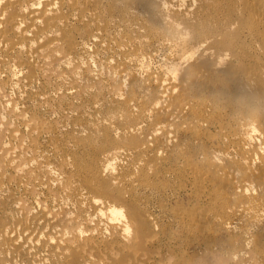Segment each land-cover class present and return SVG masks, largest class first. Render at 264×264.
<instances>
[{"label": "bare ground", "instance_id": "6f19581e", "mask_svg": "<svg viewBox=\"0 0 264 264\" xmlns=\"http://www.w3.org/2000/svg\"><path fill=\"white\" fill-rule=\"evenodd\" d=\"M164 7L165 8L167 7V9H165ZM71 13H75V16L77 18V22H79L81 24L86 23V24H84L83 28L86 27L87 24L91 27L93 26L92 28L87 26L88 29L85 28L84 30L77 29V31L76 30H72V31H75L78 33L81 32L82 37L84 36V38H86V42H88L87 44L90 43L89 46L91 45L95 52H103L104 53V52L109 51V53L115 52V53L119 54V56H120V51L122 49L124 51V48H130V49L131 48H133V49L145 48V49H147L148 47H155L156 46L158 48V50L160 48L159 51H161V52L164 51V50H162V48L163 49L166 48L167 50H168V48H169V50H170V48L171 49L173 48V50L174 49L176 50L177 54L175 56L176 59L174 60V62H172V64L169 62L170 65L168 66V68H167V66H165L166 68H164V69H167L166 73H164L162 75H157L156 72L154 74V73H152V71L150 73V72H148L149 70H146V71H143V72H148L146 74L143 73V76H144V74L146 75V76H144L145 77L144 79H141L142 77L138 78L139 76H137V73L134 72L133 70L131 71L129 67H120L119 64L117 63L118 60L120 61V59H117L116 63L118 64V66H116L117 69L114 70L113 74L114 73L115 74L112 76V78L114 77V79H115V77L117 76L118 79L117 78L116 79L119 81V83L121 82L123 84V81H124L127 85H125V83H124L122 86L125 85L128 87V89L127 90L124 89V91L126 93L125 92H124V94L121 93L123 95H120L121 97H119L118 99H115L117 101H116V103L113 101L114 104L111 103V105H110L111 107L107 108L106 110L104 109L105 112H103L104 110L102 109L103 110L102 111L103 116L101 119L99 118L100 120H97L95 118L97 115L94 117L93 114L98 113L99 111H101V109H99L97 107H92L91 111H88L89 112V115H88L87 111H85L86 108H84V109L82 108V110H84V112H86L87 115H85L84 112H82V115H78L80 112L79 113L77 112V116H75V117L73 116V118H72V115H71V118H72L71 119L68 116V113H65V114H67V116L71 120L68 119L69 121L67 120L68 122L61 124V127H59L60 124L58 123L59 126L56 128L54 126L53 122H51V120H53L51 117H54L55 115L54 116L51 115V117H50L51 120L46 122L43 120H39L37 118L36 115H38V114H36V111L33 110L34 112H32V110H31V111H28L26 113L23 110V109H25V107H22L23 108L22 110L26 113V114L24 113L25 115H23V116L28 117V119H29L28 120V126H29L30 130L27 129L28 127L26 128V130H29V133L26 136L30 140L29 142L31 144V147H34V145H37L38 139H39V137H41V135L42 136L47 135L46 136L47 141L51 145L54 146V150H53V152H54L53 157L54 158L52 159V161L55 164L56 163L58 164L59 161L63 162L62 169L64 168V170H63L64 173L66 175H68V174L72 175V177L74 176L76 178V180H72L73 182H71V183H66V185L63 184L64 186L62 188H60V186H59L60 192L58 194L61 193V189L63 191H65V193L67 192V194H68V192H69V194L71 193L72 196H73L72 193L78 192L79 197H77L75 200L80 201L79 204H81L82 206H84V204H85L86 209L88 210L87 213L88 212L90 213V214L89 213L87 214V215H89L88 217H93V219H94V217H97L98 219L100 218L99 220L102 219V221H104V222L106 220V224L111 229L112 234L116 237L114 243L115 244L118 243L119 245L122 244L121 246L118 247V248H120L119 252H121V253L125 250H126V252H127V250L129 252V249H130V251H132V253H134L133 252L134 250H137L139 252V249L142 250V249H144V247L147 248L146 249V250H148L147 253L150 252L149 249H151V247L153 246L151 243V240L157 234L156 230H158L157 229L158 227L156 226L155 222L154 223L152 222L153 219L150 220L148 218L149 215L144 214V213H146V212H144L145 211L144 207L141 206L142 204L141 205L138 204L140 201H138V203H136V202L139 199V196L144 197L146 195L147 196L152 195V193H155V195L156 194L159 195V194H163V193L167 194V193H170V191H172V190H170V187H166V185H165L166 183L164 184V186H162V185H160V183L158 185V182H156L159 179L157 177L159 175L162 176V174H163V176L168 175L169 177H173V180L175 178V179H178L179 181L180 180L181 181L183 180L186 182L191 181L193 187L198 192L201 191L203 198L207 202L211 203L210 204L211 209L215 210L216 212L218 210H220L218 212H220L222 214L221 218H217L214 215H210L206 211L204 213L201 212V213L197 214L196 218L199 217L198 220L196 219L197 221L196 220L192 221V224L194 226H198L199 228L203 229L204 225L209 223V225H211V227L212 226H220L222 228L221 230L224 231V230L233 229V227L237 229V227H235V226H238V223H240L242 220L244 222L247 220L250 224H253L254 222H255L254 224H257L258 222L263 221L264 220V0H0V65L5 63L8 59H12V58H13V60L15 59L17 62H15V63L13 62V63L15 64V66L17 68L24 67L25 70L27 69L28 72L26 71L27 72L26 79L29 82L32 81V77H33L32 74H33V70H34L35 65L33 64L32 60H34V59H36V61H37V59L39 60L40 58H41V60L44 58H46V59L50 58V59H52V61H56V62L59 60H62L61 62L59 61L60 64L57 65L58 66L57 69L58 68L70 69L71 66H69V65H71V62H70V58H68V56L70 55V57H71V55L72 56H74V55H73V52L71 54V50H72L71 45L66 43V39H67L66 36L67 35L65 34L64 29H65L67 22H68V16ZM112 20L113 21L115 20V23H114L115 26L114 25L113 26L117 27V30H119L118 35H119V32H121V31L123 32V36L121 35L122 36L121 39L119 38L120 35L118 37L114 36L115 38H119V39H117L119 41L116 44L117 46L115 48H113V46L111 45V43L115 44L114 41H113L114 43L111 42V40H112L110 37L111 35L109 36V34L105 31L109 26H112L113 22L111 25H108V24H110V22ZM165 28L166 29L168 28L170 31H168V29L166 31ZM112 29L113 28H111V30ZM159 29H161V30L165 29V32L164 31L162 32ZM57 31H60L62 33L56 34ZM141 31H144V34L146 32V34L149 36V38H153V39L157 38V39H155L156 41L155 40L152 41V39L151 40L149 39L151 42H156V45H155V43H154V45H155L154 46L149 41L147 42L148 37L146 38L147 40L145 39L146 41H143L144 39L143 40H140V39L138 40V38L135 39L134 37H136V36L137 37L143 36L142 35L143 32H141ZM160 32H162L164 35L161 34ZM129 33H131L130 34L131 36L134 35L133 33H136V36L134 35V37L132 38L129 35ZM110 34H111V31H110ZM79 36H81V35L79 34ZM79 38H81V37H79ZM70 41H72V40H70ZM86 42L84 41V43H86ZM63 43L64 44L66 43L65 46L68 47L67 53L69 55L63 56L62 58H61L62 55L61 56L59 55L60 58L58 59L56 52H57L58 48L60 47V45ZM87 44H84V46L80 45L81 47H79L83 50L82 51L80 49V52L82 51L83 53H85V58H88L89 56H91L90 53L88 52V50H91V49H88L89 46H87ZM152 49H154V48H152ZM62 50H64V49H62ZM173 50H171V52ZM146 51L149 52V49ZM152 52H154V51H152ZM152 52H151V54H152ZM138 53H140V51H138ZM144 53H145V50H144ZM104 54H101V56ZM108 54H106V56ZM111 54H113V53H111ZM75 55H78V54H75ZM146 55L147 54H142L141 56L146 57ZM116 56L117 55H115V57ZM130 56H131V54H130ZM141 56H139V57H141ZM95 57H97V56H95ZM107 57L109 58V56H107ZM132 57H134V56H132ZM139 57L137 56V58H139ZM72 58L74 59V57H72ZM81 58H83V56H81ZM89 58H92V57H89ZM108 58L105 61L108 64V67L110 65L112 67L113 64H111V63L114 62L113 61L114 58H113V60L111 59V61H113V62H111ZM50 59H49V61H51ZM78 59H79V57H78ZM100 59H101V57H100ZM126 59L127 58H124L122 60V63L126 64V62L129 60L128 59L126 61ZM166 59L169 60L168 57ZM47 60L46 61L43 60V61H45L47 63ZM167 60H165V62ZM40 61H38V63ZM75 61H76V58H75ZM78 61H76L75 63L73 61V63L76 64L78 62L80 64L81 63L80 61H82V60H78ZM94 61L95 60H93V62ZM130 61L133 62L132 60H130ZM138 61L139 60L137 59L136 62L138 63ZM82 62H84V61H82ZM9 63L10 62H8V64ZM11 63H12V61H11ZM13 63H12V66L14 65ZM42 63H44V62H42ZM42 63L40 62L39 65ZM101 63H102V61H101ZM81 64L83 65V63H81ZM162 64H163V62H162ZM129 65L131 66L132 64H129ZM129 65L126 64L125 66H129ZM36 66H38V65H36ZM142 66H143V64H142ZM47 67H49V66H47ZM106 67H107V65H106ZM132 67H133V65H132ZM136 67H137V65H136ZM9 68L10 67H8V70H10ZM50 68H52V66H50ZM100 68H103V66L102 67L100 66ZM13 69L15 70V68H13ZM57 69H55V70H57ZM60 69H58L57 72L60 71ZM79 69H80V67H79ZM92 69H93V67H92ZM138 69L139 68L137 67V69H135V71H137ZM2 70H4V68ZM49 70H51V69H49ZM99 70L101 71L102 69H99ZM109 70L110 69H108V72H109ZM162 70H163V68H162ZM81 71H82V67H81V70L76 71L77 73H75V74H73V72H75V71H73L72 75L69 76V78H67L65 76L66 77L65 80L70 81V83H72L74 85V88H75V86H77V84H79L77 82H80V81H77V79H76L77 76H78L79 80H80V77H83V76L77 75L78 72H81ZM100 71H99L100 75L98 74L97 70H96V72H97L96 74L91 73V72L90 73L93 76L94 75L96 76L98 74L101 77L104 74H103V70H102V73ZM106 71H107V69H106ZM159 71L161 72V70H159ZM1 72H0V74H1ZM39 72H40V70H39ZM82 72H85V71H82ZM108 72H106V76L109 75ZM13 73H16V72H12V75H13ZM107 73H108V75H107ZM44 74L46 75V71ZM80 74H82V73H80ZM19 75H21V74H19ZM45 75H43L42 77H45ZM67 75H69V74H67ZM93 76H92V78L94 79ZM1 77H3V76L1 75L0 78ZM15 77H17V76L15 75ZM62 77H60V78H62ZM90 77H91V75H90ZM3 78H5V76ZM6 78H7V76H6ZM18 78H19V76H18ZM36 78H37V75H36ZM85 78H84V80H85ZM101 78H103V77H101ZM13 79H15V78H13ZM57 79H59V77L54 79V80L56 81ZM10 80H12V79H10ZM15 80H17V78ZM96 80H97V78H96ZM18 81H21V80H18ZM57 81H60V79ZM49 82H51V80ZM65 82H64V84H67ZM92 82H93V80H92ZM112 82H114V81H112ZM7 83H8V81H7ZM42 83H43V81H42ZM51 83L53 84V82H51ZM51 83H48V84H51ZM108 83H110V82H108ZM115 83L117 84V81ZM15 84H16V81H15ZM52 84H51V86H54ZM81 84H83V82ZM85 84H86V82H85ZM116 84H114V85H116ZM12 85H13V82H12ZM21 85H22V83H21ZM103 85H104V83H103ZM22 86H24V85H22ZM105 86H106V84H105ZM111 86H112V84H111ZM125 86H124V88H127ZM0 87H1V85H0ZM2 87L4 88V86H2ZM17 87H18V84H17ZM14 88H16V87H13V89ZM52 88H54V87H52ZM66 88H67V90H69L68 89L69 87L66 86ZM105 88H107V87H105ZM0 89H2V88H0ZM86 89H87V87H86ZM94 89H95V87H94ZM94 89H93V92L96 91ZM49 90H50V88H49ZM58 90H59V88H58ZM62 90H63V87H62ZM106 90H109V89L108 88L105 89L104 92H107ZM25 91H26V89H25ZM38 91L39 90H36L35 92H38ZM72 91H74V90L72 89L70 93H72ZM77 91H78V89H77ZM86 91H88V90H86ZM89 91H88V94L90 93ZM100 91H103V90H100ZM112 91H114V90H112ZM120 91H119V93H120ZM1 92L2 91H0V94H1ZM13 92H14V90H13ZM15 92H16V90H15ZM42 92L44 93V91H42ZM58 92H57V95L59 94ZM67 92L65 93L66 96H67ZM93 92H91V93H93ZM12 94H14V93H12ZM46 94H48V92ZM52 94H53V91H52ZM14 95H13V99L15 98V100H16V97H14ZM55 95H56V93H55ZM85 95H87V94H85ZM102 95H104V94H102ZM60 96L61 95H59V97ZM82 96H80V97H82ZM87 96H85L86 99H87ZM98 96H100V94ZM8 97H9V95H8ZM24 97H26V96H24ZM76 97H78V96H76ZM107 97L109 99V96H107ZM21 98H22V96H21ZM39 98H40V96H39ZM67 98H68V96H67ZM103 98H106V95H105V97L103 96ZM103 98H102V100H103ZM115 98H116V96H115ZM10 99H12V98L10 97L9 100ZM42 99L44 100L43 97H42ZM75 99H77V98H75ZM15 100H14V103H15ZM56 100L58 101V99H56ZM10 101L7 103V106L11 105V104H9ZM82 101L83 100H81L80 102H82ZM60 102H62V100ZM100 102H98V104H102ZM1 103L2 102H0V106L2 105ZM16 103H17V101H16ZM42 103L43 102H41V104ZM72 103H74V102H72ZM109 103L110 102L108 101V104ZM31 104H33V103H31ZM64 104H66V102ZM69 104L71 105V103H69ZM98 104L96 106H98ZM16 105H18V104H16ZM78 105H80V104H78ZM3 106H6V105L3 104ZM7 106H6V108H7ZM14 106L12 108H14ZM39 106H41V105H39ZM32 107H34V106H32ZM58 107H60V106L58 105ZM64 107H65V105H64ZM105 107H107L106 104H105ZM7 109H6V111H7ZM62 109H63V107H62ZM88 109H90V108H88ZM45 110H47V109H45ZM1 112H5V110H3ZM18 112L19 111H16V113H18ZM90 112H93V114ZM8 113H10V112H8ZM50 113L48 115H50ZM11 114H14V113H11ZM46 114H47V112H46ZM55 114H56V112H55ZM56 115H58V114H56ZM4 116H5V114H4ZM9 118L11 119L10 116H9ZM54 118L56 119V117H54ZM57 118H59V117H57ZM0 119H3V121L6 123V120L4 118H2V115H1ZM18 119L19 118L17 117V120ZM17 120H16V122H17ZM56 121H58V120H56ZM1 122H2V120H1ZM105 122H108L109 124H107V123L105 124ZM11 123H13V121H11ZM0 125H2V124H0ZM23 125H25V124H23ZM13 127L14 126H12V129H13ZM0 128H3V127L0 126ZM8 128L9 127L7 126L6 130ZM216 130L223 132L222 136L221 135L218 136V140H217L221 145L224 146L223 147L224 149L222 151H216V148L213 149L212 147L209 146L210 145L209 144L210 139H213L212 133H214ZM6 132L8 133V130ZM9 132H10V130H9ZM10 135H11L10 137L12 138V140L16 141L17 136L14 133H11ZM0 136H1V134H0ZM254 137L260 139L262 141V144H259V146L255 145V142H252ZM18 138H19V136H18ZM43 138H44V136H43ZM6 139H8V138L6 137ZM26 141H28V140H26ZM25 142H22V144H24ZM8 143L9 142H7V144ZM38 144L40 145V143H38ZM43 144H45V142ZM4 146H5V149L8 148V146H7V148H6V145H4ZM2 147H1V149L3 150L4 147L3 148ZM14 149L16 151V148H14ZM19 149H20V147H19ZM42 149H43V147H42ZM46 149H48V147ZM51 149H52V147H51ZM32 150H31V152H32ZM39 152H41V151H39ZM46 152L48 153L49 150H47ZM44 153L41 154L42 157H43V155L45 156L46 153L45 154ZM12 155L14 157L15 153H13ZM5 156H6V154H5ZM23 156H24V154H23ZM32 156H33V153H32ZM47 156L48 155H46V158H47ZM51 156H50V158H51ZM34 157H35V155H34ZM26 161H27V159H26ZM31 161H33V160L31 159ZM49 161L50 160H48V162ZM114 161L115 162L118 161V165H116L117 167L116 166L113 167V165L115 164ZM1 162H2V160H1ZM15 163L16 164L14 165V161L12 159H9V158L5 159L2 162V167H3L2 169L4 170V168L5 169L6 168H8V169L12 168V169H16V171H17V170H19L20 163H18L17 161ZM29 163H31V162H29ZM112 163H114V164H112ZM59 164H61V163H59ZM24 165H23L24 169L28 168V166L25 167ZM50 165H51L50 168H52V167L54 168V166H56V165L52 166V164H50ZM31 167H29V168H31ZM115 167H116V169L114 171ZM50 168L48 169V167H43L39 171L42 172L45 176L52 178L53 176L50 177V175H52L54 173V171H51ZM27 170H30V169H27ZM21 172L22 171L20 169V174H21ZM37 172H38V170H37ZM25 173H26V171H25ZM22 174H24V173H22ZM58 174L61 175L60 173H58ZM28 175H32V172H30ZM53 175H55L54 177L56 178V173ZM59 175H57V177ZM9 176H11V175H9ZM39 176H40V174L38 175V177ZM17 177H18V173H17ZM43 177H42V179H44ZM59 177L61 178V176H59ZM66 177L67 176H64V178H66ZM60 178H57V180L61 181L62 179H60ZM75 178H73V179H75ZM7 179H8V177H7ZM25 180H26V178H25ZM162 180H163V178H162ZM55 181H51V182L55 183ZM63 181H65V180L63 179ZM168 181H169V179H168ZM213 181H217L221 185L219 184L220 186H218V187L212 186V185H210L209 187H206V186H208L207 185L208 183L211 184ZM15 182L17 183V181H15ZM24 182L25 181H23V183ZM163 182H166V181L163 180ZM50 184H51V186L53 185L52 183H50ZM21 185H22V182H21ZM43 186H44V184H43ZM43 186H42V188H43ZM53 186H55V185H53ZM21 188H23V187H21ZM54 188H56V187H54ZM7 189H6V191H8ZM26 189L28 190V188H26ZM43 189L45 190V188H43ZM51 189H53V188H51ZM252 189H255L258 193L255 197H250V196L248 197L247 196L248 193H246V192H248L249 190H252ZM37 190H38V188H37ZM39 190H40V188H39ZM1 191H3V190H1ZM173 191H174V189H173ZM53 192H55V191H53ZM6 193H8V192H6ZM253 193L255 194V192H253ZM47 194H48V192H47ZM18 195H19V193H18ZM42 195H43V193H42ZM38 196H39V194H38ZM64 196L65 195H63V197ZM74 196H75V194H74ZM28 197H26V198H28ZM7 198L8 199L10 198L9 195ZM60 198H61V196H60ZM42 199H43V196H42ZM57 199H59V198H57ZM16 200H17V198H16ZM71 200H69V201H71ZM36 201H38V200H36ZM60 201H63V200H60ZM60 201H59V203H60ZM0 202H2V201H0ZM7 202H5V203L7 204ZM40 202H42V201H40ZM51 202H53V201H51ZM36 203H35V206H36ZM69 203L70 202H68L67 204H69ZM11 204H14L13 200L9 201L8 206ZM32 204L33 203H31V205ZM73 204L75 205V203H73ZM73 204H72V206L75 208V206L77 204L75 206ZM56 205H58V204H56ZM56 205H55V207H56ZM65 205H64V209H65ZM16 206L19 207V205H16ZM35 206H32V209H34V208L38 209V206H39L38 203H37V207H35ZM44 206H45V204H44ZM46 206H45V208H46ZM68 206L70 207V205H68ZM68 206H66V209ZM2 207H3V204H2ZM6 207L7 206H5V208ZM39 207H41V206H39ZM16 208L14 210H16ZM17 209L19 210V208H17ZM75 210H76V208H75ZM81 210H82V208H81ZM58 211H60V210H58ZM200 211H202V210H200ZM45 212H46V210H45ZM52 213H53V210H52ZM56 213H57V211H56ZM64 213H65V211H64ZM67 213H69V212L66 211V214ZM82 213H84V212H82ZM9 214H10V212H9ZM30 214H32V213H30ZM70 214H71L72 218H74L72 215V212ZM6 216H8V214L5 215V218H6ZM67 216L69 217L70 215H66L65 218H67L68 220H71V217H69L70 218L69 219ZM26 217H29V216H26ZM31 217L34 218L35 216L34 217L31 216ZM36 217H37V215H36ZM56 217H57V214H56ZM60 217L61 216H59V218ZM50 218H51V216H50ZM43 219H45V218H43ZM67 219H65V220H67ZM208 219H209V221H208ZM4 220H5L4 217L0 218V242L2 241L3 245H5L8 248L14 249V247L17 246V245L15 246V244H16V237L18 236V233L28 232V229H29L27 226L28 223H26V221L24 219H21V220L18 219L16 221L7 222V223L5 222V221H7V219L5 221ZM28 220L30 221V219H28ZM57 220H60V219H57ZM65 220L63 219L61 222L55 221L56 223L54 222V227H53V225H51L49 223L53 227L54 231L57 230V232H56V233H58V237L56 238L57 244H63V241H66V240H64V238L65 239L69 238V237L67 238L65 235L68 236L69 234H68L67 230H70V227H73L70 225V224H72L71 223L72 220H71V222L65 221ZM87 220H89V219H87ZM90 220L94 221V220H92V218ZM51 221H53V220H50V222ZM250 221L253 223H251ZM97 222H99V221H97ZM79 223H81V222H79ZM87 223L88 222H85L86 230L88 232L93 233L94 229H96V228L98 229V227L92 229L91 227L88 226ZM57 224H59V225H57ZM95 224H98V223H94V225ZM246 224H245V226H246ZM260 224H262V223H258V226ZM50 225H48V226H50ZM262 225H264V224H262ZM58 226H59V228H60V226L62 227V229H60V231H58L59 230L57 228ZM241 226H243V223H241ZM79 228L78 229L74 228L73 230L69 231L70 235H72V237H76V238L79 237V234H80ZM82 229H85V228H82ZM80 230H81V228H80ZM185 230H187V229H185ZM246 230H248V229H246ZM100 231H102V230H100ZM231 231H233V230H231ZM248 231H250V230H248ZM128 234H130L131 236H128ZM84 235H85V233L82 235V237H84ZM95 235H97V234H95ZM95 235L91 234V236H95ZM242 235L244 238L246 234L244 232H242ZM98 236H99V234H98ZM82 237H81V239H82ZM86 237L88 238V236H86ZM102 237L103 236H101L100 238H102ZM247 239H248V236L238 244V252H243L246 249L247 245L252 246L249 244L250 242L249 243L247 242ZM79 240H77V241H79ZM250 240L251 239H249V241ZM20 241H21V239H20ZM90 241L91 240H89V242ZM155 241L158 242L157 240H155ZM50 242H52V241H50ZM72 244H71V247L75 243L73 245ZM86 244H87V242H86ZM93 244L95 246V243H93ZM153 244H155V243L153 242ZM96 245H98V244H96ZM62 246H67V245H65V243H64ZM69 246H70V244H69ZM74 246H76V245H74ZM99 246H100V244H99ZM103 246H105V243ZM110 246H113V245H110ZM115 246H117V245H115ZM158 246H159V244H158ZM82 247H83V245H82ZM84 247H89V245H86ZM91 247H93V246H90V248ZM108 247H109V245H108ZM74 248L72 247L70 249L74 250ZM78 248H80V247H78ZM90 248L89 249L87 248V249L90 250ZM93 248H95V247H93ZM93 248H91V249H93ZM103 248L106 249V247H103ZM159 248H161V245ZM146 250H145V252H146ZM153 250H154V248H153ZM255 251L256 252L254 253L252 258H254L255 261L258 260V262L259 261L264 262V249H263V247L258 246ZM79 252H80V249H79ZM93 252L95 253V251H93ZM103 252L104 251H102V253ZM67 253L70 254L72 252L70 250V253H69V251ZM109 253H108V255H109ZM150 253H152V252H150ZM159 253H160V251H159ZM243 253H245V252H243ZM127 254L125 253L126 256H128ZM247 254H249V253H247ZM70 255H72L71 257H73V259L71 260L72 264H87V263L89 264V262L85 263L86 259H85V261H82L74 253L70 254ZM78 255H79V253H78ZM93 255L94 254L92 253V255H91L92 260L90 262H92L94 259ZM95 255L97 256L99 254L95 253ZM122 255H124V254L122 253ZM122 255H120V256H122ZM96 256H94V257H96ZM120 256H118V257H120ZM141 256L143 257V255H141ZM141 256H139V257L141 258ZM163 256H162V258H163ZM165 256L167 257V255H165ZM84 257H86V255ZM84 257H82V259ZM87 257L89 258L88 254H87ZM97 257H96V259H97ZM99 257H100V255H99ZM99 257L97 260H99ZM122 257H120V258H122ZM129 257H127V258H129ZM131 257H132V255H131ZM131 257L129 259H131ZM145 257H146V255H145ZM109 258H110V256H109ZM120 258H118V259H120ZM124 258L125 257H123L122 259H124ZM162 258L160 256V260ZM96 259L94 260V262L96 261ZM136 259H137V256H136L135 260ZM148 259H151V258H148ZM158 259H159V257H158ZM47 260H50V259H47ZM101 260H103V258ZM126 260H124V262H122L123 260H119V261H120V263L122 262V264H124V263H126L125 262ZM132 260H133V258L131 259V262H132ZM140 260H139V262L142 261V260L141 261ZM175 260H174V262H175ZM229 260H231V259H229ZM119 261L117 263H119ZM111 262H109V263L111 264ZM143 262H145V260ZM146 262H147V260H146ZM161 262L162 261H160L159 263H161ZM260 262H259V264H260ZM98 263L103 264V263H101V261ZM113 263H114V261H113ZM117 263L115 262V264H117ZM128 263H129V261H128ZM240 263H242V262H240ZM250 263H251V261H250ZM9 264H10V262H9ZM106 264H107V262H106ZM130 264H135V263L132 262ZM140 264H142V263H140Z\"/></svg>", "mask_w": 264, "mask_h": 264}, {"label": "rangeland", "instance_id": "374dc122", "mask_svg": "<svg viewBox=\"0 0 264 264\" xmlns=\"http://www.w3.org/2000/svg\"><path fill=\"white\" fill-rule=\"evenodd\" d=\"M165 8V7H164ZM165 9H167V7L165 8ZM165 11V10H164ZM72 19V20H71ZM112 22H113V24H112ZM115 20L113 21H111L110 22V24H108V25H111L112 24V26L114 25L115 26ZM73 26H72V25ZM84 24H86V23H83V24H81V23H79V22H77V18H76V16H75V13H71V14H69V16H68V22H67V25H66V27H65V29H64V31H65V34L67 35L66 37H67V39H66V43L67 44H70L71 45V47H72V50H71V54H72V52H73V55L74 56H72L71 55V57H70V55L67 53V49H68V47L67 46H65V44L63 43V44H61L60 45V47L58 48V50H57V57H58V59L60 58V56H61V58L63 57V56H68V58H70V62H71V65H69V66H71V68L70 69H68V68H66V69H60V68H58V69H60V71H58L57 72V65L58 64H60V62L62 61V60H59V61H52V59H50V58H44V59H42L41 60V58L38 60L37 59V61H36V59H34V60H32V62H33V64L35 65L34 66V70H33V74H32V81L31 82H29L27 79H26V76H27V69L25 70V68L24 67H22V68H17L16 66H15V62H17L15 59V61L13 60V58L12 59H8L5 63H3L2 65H0V72H1V74H0V76L2 75L3 77L5 76V78H3V77H1L0 78V85H1V87L0 88H2V89H0V91H2L1 92V94H0V97L4 100H2L1 98H0V102H2L1 104V106H0V118H1V115H2V118H4L5 120H6V123L3 121V119H0V124H2V125H0V126H2L3 128H0V134H1V136H0V189L1 190H3V191H1L0 190V201H2V202H0V218L1 217H4V219L6 220L7 219V221H5L6 223L7 222H13V221H16V220H18V219H24L25 221H26V223H28L27 224V226H28V232H23V233H18V236L16 237V244H15V246L16 247H14V249L13 248H8V247H6L5 245H3V242L1 241L0 242V264H9V262H10V264H72L71 262V260L73 259V257H71L72 255H70V254H75L78 258H80V260H82V261H85V259H86V261H85V263L86 262H89V264H99L98 262H100L101 261V263H105L106 264V262H107V264H110L109 262H111V264L113 263V261H114V263L113 264H115V262L117 263L119 260H123L122 262H124V260H126L125 262L126 263H124V264H130V263H135V264H140V263H142V264H164L165 262V264H259V262H258V260L257 261H255L254 260V258H252L253 257V255H254V253L256 252L255 250L257 249V247L258 246H260V247H263V249H264V225H262V224H264V220L263 221H261V222H258V223H262V224H260L259 226H258V223L257 224H254L253 222H251V223H253V224H250L246 219V221L244 222L243 220V222L241 221L240 223H238V226H235V227H237V229L236 228H234L233 227V229H230V230H221L222 228L220 227V226H212L211 227V225H209V223H207L206 225H204V228L203 229H201V228H199L198 226H194L193 224H192V221H195L196 219L198 220V218H196V215L197 214H199V213H201V212H207L208 214H210V215H214L215 217H217V218H221V216H222V214L220 213V212H218V211H220V210H218L217 212L215 211V210H212L211 209V207H210V204L211 203H209V202H207L204 198H203V195H202V193H201V191L200 192H198L194 187H193V185H192V183H191V181H179L178 179H175L174 178V180H173V177H169L168 175H164L163 176V174H162V176L161 175H159L157 178H159L156 182H158V185H159V183H160V185H162V186H164V184L166 185V187H170V190H172V191H170V193H163V194H156L155 195V193H152V195H146V196H142V197H140L139 196V199L137 200V202L136 203H138V201H140L138 204L139 205H141V206H143L144 207V212H146V213H144L145 215L147 214V215H149L148 216V218L151 220V219H153V223L155 222V224H156V226L158 227L157 229L158 230H156V235L152 238V240H151V243H152V247H151V249H149V251L150 252H152V253H150V252H148L147 253V251L148 250H146L147 248H145L144 247V249H142V250H140L139 248V252L137 251V250H134L133 252L134 253H132V251H130V249H129V252H128V250H127V252H126V250L125 251H123L122 253L125 255V253L128 255V256H124V255H122V253L121 252H119L120 251V248H118L119 246H121L122 244H115L114 242H115V239H116V237L112 234V232H111V229L108 227V225L106 224V220H105V222L104 221H102V219L101 220H99L97 217H94V219H93V217H88L89 215H87L88 213H87V209H86V206H85V204H84V206H82L81 204H79L80 203V201H76L75 199L77 198V197H79L78 196V192L77 193H72L73 194V196L71 195V193L69 194V192H68V194H67V192L65 193V191H63L62 189H61V193L60 194H58L59 192H60V188H62L64 185H66V183H71V182H73L72 180H76V178L73 176L72 177V175H66L65 173H64V168L62 169V164H63V162H61V161H57L58 162V166L52 161V159L54 158L53 157V150H54V146L53 145H51L48 141H47V139H46V136L47 135H43L44 136V138H43V136L41 135V137H39V139H38V143H40V145L37 143V145H34V147H31V144H30V140L28 139V137L26 136V135H28V133H29V126H28V117H24L23 115H25L28 111H31L32 110V112H34V111H36V114H38V115H36L37 116V118L39 119V120H43V121H46V122H48V121H50L51 120V118L53 119V120H51V122H53V124H54V126L57 128L58 126H59V124H60V126L59 127H61V124H63V123H65V122H68L69 120L68 119H70L71 118V115H72V118H73V116L75 117V116H77V112L79 113L78 115H82V112H84V110H82V108L84 109V108H86L85 109V111H87V113H88V115H89V112L88 111H91V108L92 107H97V108H99V109H101V111H99L98 113H94L93 114V112H90V113H92L93 114V116L95 117L96 115V119L97 120H100L101 118H102V116H103V112H105V110L107 109V108H109V107H111L110 105H111V103L112 104H114V102L116 103V101L117 100H115V99H118L119 97H121L120 95H123L124 94V89L125 90H127L128 89V87L127 86H125V85H127L124 81H123V84L125 83V87H127V88H124V86H122L123 84L120 82L119 83V81L117 80L118 78H117V76L115 77V79H114V77L112 78V76L115 74H113V72H114V70L115 69H117L116 68V66H118V64H119V66L120 67H129L130 68V70L132 71H134V72H136L137 73V76H139L138 78H141V79H144L145 77L144 76H146L145 74L146 73H148V72H150L151 73V71H152V73H154L155 74V72H156V74L157 75H162V74H164V73H166V71H167V69H164V68H166L165 66H167V68H168V66L170 65V63L172 64V62H174V60L176 59L175 58V56H176V54H177V52H176V50L174 51L173 50V48L171 49L170 48V50H169V48H168V50L166 49V48H162V50H164L163 52H161V51H159L160 50V48H159V50H158V48L155 46L156 45V42H151L150 40L152 39V41L153 40H155V39H157V38H149V36L146 34V32H145V34H144V31H141V32H143L142 33V37H137L136 36V33H133L136 37H134V35H130L131 33H129V35L133 38H135V39H137L138 38V40L140 39V40H143V41H146L147 39V42L149 41L150 43H152V45H154V43H155V47H146L147 49H145V48H138V49H133V48H124V51H123V49L120 51V56H119V54H117V53H115V52H111V53H113V54H111V53H109V51L108 52H95L94 51V49H93V47L91 48L90 46H89V44H87L88 42H86V38H84V36L82 37V33L81 32H75V31H72V30H76L77 31V29H82V30H84L85 28L86 29H88L87 28V26L88 27H90V28H92L91 26H89L88 24H87V26L86 27H84L83 28V26H84ZM77 26V27H76ZM82 26V27H81ZM112 26H109L105 31L109 34V36L111 37V42H115V44H112L111 43V45L113 46V48H115L117 45V43H118V41L119 40H117V39H121L122 38V36H123V32L121 31V32H119V35H120V37L119 38H115V37H118L119 35H118V31L119 30H117V27H112ZM75 27V28H74ZM81 27V28H80ZM111 28H113L112 30H111ZM71 29V30H70ZM166 29V28H165ZM165 29L163 30H161V29H159L160 31H164L165 32ZM168 29V28H167ZM167 29H166V31H167ZM117 30V31H116ZM110 31H111V34H110ZM168 31H170L169 29H168ZM117 34H116V33ZM162 32H160L161 34H163ZM60 33H62V32H60V31H57L56 32V34H60ZM159 33V34H160ZM69 34V35H68ZM71 34V35H70ZM73 34V35H72ZM79 34L81 35V36H79ZM115 34V35H114ZM113 35V36H112ZM122 35V36H121ZM164 35V34H163ZM115 36V37H114ZM146 36V37H145ZM76 37V38H75ZM79 37H81V38H79ZM148 37V38H147ZM84 38V39H83ZM147 38V39H146ZM77 41H76V40ZM82 39V40H81ZM146 39V40H145ZM150 39V40H149ZM70 40H72V41H70ZM70 41V42H69ZM84 41L86 42V43H84ZM156 41V40H155ZM82 42V43H81ZM113 42V43H114ZM87 44V46H89V48L88 49H93L92 51L91 50H88V52L90 53V55L91 56H89V57H92V58H85V53H83L82 51V49L81 48H79V47H81L82 45L84 46V44ZM64 45V46H63ZM81 45V46H80ZM74 46V47H73ZM78 46V47H77ZM63 47V48H62ZM77 47V48H76ZM66 48V49H65ZM152 48H154V49H152ZM62 49H64V50H62ZM80 49L82 50L81 52H80ZM126 49V50H125ZM129 49V50H128ZM145 50V53H144V50ZM149 49V52L148 51H146V50H148ZM166 49V50H165ZM140 51V53H138V51ZM171 50H173L172 52H171ZM123 51V52H122ZM137 51V52H136ZM152 51H154V52H152ZM77 52V53H76ZM80 52V53H79ZM93 54H92V53ZM148 52V53H147ZM151 52H152V54L154 55H152L151 54ZM171 52V53H170ZM61 53V54H60ZM97 53V54H96ZM109 53V54H108ZM147 54L146 55V57H142L141 55L142 54ZM166 53V54H165ZM66 54V55H65ZM75 54H78V55H75ZM95 54V55H94ZM101 54H104V55H102L101 56ZM106 54H108L107 56H109V58L106 56ZM130 54H131V56H130ZM141 54V55H140ZM165 54V55H164ZM170 54V55H169ZM174 54V55H173ZM60 55V56H59ZM111 55V56H110ZM115 55H117L116 57H115ZM150 57H149V56ZM152 55V56H151ZM76 56V57H75ZM81 56H83V58H81ZM95 56H97V57H95ZM113 56V57H112ZM122 56V57H121ZM132 56H134V57H132ZM137 56L139 57V56H141V57H139V58H137ZM144 56V55H143ZM165 56V57H164ZM72 57H74V59L72 58ZM78 57H79V59H78ZM87 57V56H86ZM100 57H101V59H100ZM104 57V58H103ZM129 57V58H128ZM133 59H132V58ZM169 58V60H167L166 58ZM67 58V59H68ZM75 58H76V61H78V60H82V61H84V62H82V61H80L81 63H83V65L80 63H76V64H74L76 61H75ZM85 58V59H84ZM98 60H97V59ZM109 59L110 61H111V59L113 60V58H114V62L113 61H111V62H113V63H111V64H113L112 65V67H111V65L108 67V64L106 63V59ZM116 58V59H115ZM122 58V59H121ZM124 58H127L126 59V64L127 65H129V64H132L133 65V67H132V65L130 66H125L126 64L125 63H122V60L124 59ZM143 58V59H142ZM155 58V59H154ZM173 58V59H172ZM49 59L51 60V61H49ZM91 61H90V60ZM117 59H120V61L118 60V64L116 63V61H117ZM137 59L139 60L138 61V63L136 62L137 61ZM41 60V61H40ZM43 60H47V63L45 62V61H43ZM86 60V61H85ZM93 60H95L94 62H93ZM130 60H132L133 62H131ZM141 60V61H140ZM165 60H167L166 62H165ZM173 60V61H172ZM11 61H12V63L14 64L13 66H12V63H11ZM38 61H40L41 63L42 62H44V63H42V64H40L39 65V63H38ZM73 61H74V63H73ZM101 61H102V63H101ZM130 61V62H129ZM135 61V62H134ZM145 61V62H144ZM163 62V64H162V62ZM8 62H10L9 64H8ZM98 62V63H97ZM100 62V63H99ZM170 62V63H169ZM57 63V64H56ZM92 65H90V64ZM96 63V64H95ZM129 63V64H128ZM137 63V64H136ZM146 63V64H145ZM167 63V64H166ZM49 64V65H48ZM51 64V65H50ZM53 64V65H52ZM74 64V65H73ZM115 64V65H114ZM125 64V65H124ZM142 64H143V66H142ZM166 64V65H165ZM36 65H38V66H36ZM82 65V66H81ZM88 65V66H87ZM90 65V66H89ZM95 67H94V66ZM105 65V66H104ZM106 65H107V67H106ZM136 65H137V67L139 68L137 71H135V69H137V67H136ZM140 65V66H139ZM158 65V66H157ZM164 65V66H163ZM47 66H49V67H47ZM50 66H52V68H50ZM73 66V67H72ZM86 68H85V67ZM100 66L102 67L103 66V68H100ZM149 66V67H148ZM8 67H10L9 69L10 70H8ZM79 67H80V69H79ZM81 67H82V71H85V72H78V74L77 75H80V76H83V77H80V80L78 79V76H77V81H80L81 83L83 82V84H81L80 82H77V83H79V84H77V86H75V88H74V85L72 84V83H70V81H66L65 80V78L67 77V78H69V76H71L72 75V72L73 71H75V72H73V74H75V73H77L76 71H80L81 70ZM92 67H93V69H92ZM141 67V68H140ZM143 67V68H142ZM155 67V68H154ZM4 68V70H2ZM12 68V69H11ZM13 68H15V70L13 69ZM44 68V69H43ZM98 68V69H97ZM128 68V69H129ZM162 68H163V70H162ZM6 69V70H5ZM40 70V72H39V70ZM49 69H51V70H49ZM55 69H57V70H55ZM92 69V70H91ZM99 69H102L103 70V74L105 75H103V76H101V77H103V78H101L99 75H100V73H99ZM106 69H107V71H106ZM108 69H110L109 70V72H108ZM141 69V70H140ZM12 70V71H11ZM55 70V71H54ZM65 70V71H64ZM68 70V71H67ZM96 70H97V72H98V74L95 76H93L91 73H94V74H96L97 72H96ZM102 70L100 71L101 73H102ZM113 70V71H112ZM146 70H149L148 72H143V71H146ZM159 70H161V72L159 71ZM165 70V71H164ZM22 71V72H21ZM27 71V72H26ZM45 71H46V75L44 74L45 73ZM49 71V72H48ZM8 72V73H7ZM12 72H16V73H13V75H12ZM36 72V73H35ZM44 72V73H43ZM64 72V73H63ZM70 72V73H69ZM91 72V73H90ZM106 72H108L109 73V75H108V73H107V75L108 76H106ZM159 72V73H158ZM5 73V74H4ZM24 73V74H23ZM43 73V74H42ZM52 73V74H51ZM80 73H82V74H80ZM135 73V74H136ZM143 73H145L144 74V76H143ZM4 74V75H3ZM8 74V75H7ZM17 76V77H15V75ZM19 74H23L22 76L21 75H19ZM55 74V75H54ZM63 74V75H62ZM67 74H69V75H67ZM86 74V75H85ZM89 76H88V75ZM36 75H37V78H36ZM43 75H45V77H42ZM63 77H62V76ZM90 75H91V77H90ZM141 75V76H140ZM6 76H7V78H6ZM11 76V77H10ZM14 76V77H13ZM18 76H19V78H18ZM41 76V77H40ZM48 76V77H47ZM54 76V77H53ZM66 76V77H65ZM88 76V77H87ZM92 76L94 77V79L92 78ZM111 76V77H110ZM59 77V79H60V81H57V80H59V79H57L56 81L54 80V79H56V78H58ZM60 77H62V78H60ZM86 77V78H85ZM97 78V80H96V78ZM13 78H17V80H15V79H13ZM36 78V79H35ZM42 78V79H41ZM45 78V79H44ZM51 78V79H50ZM64 78V79H63ZM84 78H85V80H84ZM117 78V79H116ZM10 79H12V80H10ZM35 79V80H34ZM51 80V82H53V84L51 83V82H49L50 80ZM62 79V80H61ZM89 79V80H88ZM114 79V80H113ZM18 80H21V81H18ZM84 80V81H83ZM91 80V81H90ZM92 80H93V82H92ZM102 80V81H101ZM7 81H8V83H7ZM13 82V85H12V82ZM15 81H16V84H15ZM24 81V82H23ZM42 81H43V83H42ZM45 81V82H44ZM65 83H67V84H64V82ZM112 81H114V82H112ZM117 81V84L115 83ZM2 82V83H1ZM10 82V83H9ZM20 82V83H19ZM36 84H35V83ZM85 82H86V84H85ZM108 82H112L111 84H112V86H111V84L110 83H108ZM7 83V84H6ZM21 83H22V85H24V86H22L21 85ZM48 83H51L52 85H54V86H51V84H48ZM62 83V84H61ZM102 83V84H101ZM103 83H104V85H103ZM3 84V85H2ZM17 84H18V87H17ZM95 86H94V85ZM105 84H106V86H105ZM114 84H116V85H114ZM7 85V86H6ZM16 85V86H15ZM61 87H60V86ZM80 85V86H79ZM83 85V86H82ZM89 85V86H88ZM102 85V86H101ZM114 85V86H113ZM120 85V86H119ZM2 86H4V88L2 87ZM40 86V87H39ZM45 86V87H44ZM66 86L67 87H69L68 89L70 90H67V88H66ZM73 86V87H72ZM93 86V87H92ZM107 87L109 90H106L107 92H104V90L105 89H107V88H105V87ZM13 87H16V88H14L13 89ZM24 87V88H23ZM38 89H37V88ZM43 87V88H42ZM52 87H54V88H52ZM62 87H63V90H62ZM65 87V88H64ZM78 87V88H77ZM86 87H87V89H86ZM94 87H95V89H94ZM9 90H8V89ZM18 88V89H17ZM49 88H50V90H49ZM52 88V89H51ZM58 88H59V90H58ZM78 89V91H77V89ZM103 88V89H102ZM105 88V89H104ZM123 90H122V89ZM25 89H26V91H25ZM30 89V90H29ZM39 90L38 92H35L36 90ZM43 89V90H42ZM74 90V91H72V93H70L71 92V90ZM76 89V90H75ZM93 89L94 90H96L95 92H93ZM98 89V90H97ZM12 90V91H11ZM13 90H14V92H13ZM15 90H16V92H15ZM48 90V91H47ZM61 90V91H60ZM65 90V91H64ZM86 90H90L89 92L91 93V92H93V93H89L88 94V91H86ZM100 90H103V91H100ZM112 90H114V91H112ZM118 90V91H117ZM121 90V91H120ZM5 91V92H4ZM32 91V92H31ZM42 91H44V93L42 92ZM52 91H53V94H52ZM55 91V92H54ZM59 91V92H58ZM68 91V92H67ZM86 91V92H85ZM112 91V92H111ZM119 91H120V93H119ZM48 92V94H46ZM57 92L59 93L58 95H57ZM61 92V93H60ZM67 92V96H68V98H67V96H66V93ZM81 92V93H80ZM12 93H14V94H12ZM21 93V94H20ZM28 93V94H27ZM41 93V94H40ZM55 93H56V95H55ZM80 93V94H79ZM84 93V94H83ZM100 94V96H98L99 94ZM104 94V95H102V94ZM119 95H118V94ZM121 93H123V94H121ZM126 93V92H125ZM20 94V95H19ZM85 94H87V95H85ZM93 94V95H92ZM97 94V95H96ZM7 95V96H6ZM8 95H9V97H8ZM13 95H14V97H16V100H15V98L13 99ZM51 95V96H50ZM59 95H61L60 97H59ZM87 96V99H86V97L84 98L83 96L82 97H80V96ZM105 95H106V98H103V96L105 97ZM6 96V97H5ZM21 96H22V98H21ZM24 96H26V97H24ZM39 96H40V98H39ZM44 98V100L42 99V97ZM54 96V97H53ZM68 99H66L65 97ZM76 96H78V97H76ZM90 96V97H89ZM92 96V97H91ZM107 96H109V99H108V97ZM115 96H116V98H115ZM12 98V99H10L9 100V98ZM38 97V98H37ZM51 97V98H50ZM56 97V98H55ZM80 97V98H79ZM5 98V99H4ZM8 98V99H7ZM49 98V99H48ZM55 100H53V99ZM62 98V99H61ZM73 98V99H72ZM75 98H77V99H75ZM82 98V99H81ZM102 98H103V100H102ZM113 98V99H112ZM19 99V100H18ZM37 99V100H36ZM56 99H58V101L56 100ZM60 99V100H59ZM71 99V100H70ZM6 100V101H5ZM8 100V101H7ZM14 100H15V103H14ZM21 100V101H20ZM39 100V101H38ZM47 100V101H46ZM62 100V102H60ZM81 100H83L82 102H80ZM87 100V101H86ZM91 102H90V101ZM99 100V101H98ZM10 101V103L9 104H11V105H9V106H7V103ZM16 101H17V103H16ZM37 103H36V102ZM49 101V102H48ZM52 101V102H51ZM69 101V102H68ZM89 101V102H88ZM101 101V102H100ZM104 101V102H103ZM106 101V102H105ZM108 101L110 102L109 104H108ZM114 101V102H113ZM41 102H43L42 104L45 106H43L42 104H41ZM48 102V103H47ZM66 102V104H64ZM72 102H74V103H72ZM88 102V103H87ZM98 102H100V103H102V104H98ZM6 103V104H5ZM23 103V104H22ZM31 103H33V104H31ZM36 103V104H35ZM47 103V104H46ZM58 103V104H57ZM69 103H71V105L69 104ZM77 103V104H76ZM98 104V106H96L97 104ZM3 104L4 105H6L7 106V108H6V106H3ZM16 104H18V105H16ZM78 104H80V105H78ZM86 104V105H85ZM88 104V105H87ZM91 104V105H90ZM104 104V105H103ZM105 104H106V106L107 107H105ZM16 107H15V106ZM22 105V106H21ZM27 105V106H26ZM31 105V106H30ZM39 105H41V106H39ZM47 105V106H46ZM57 105V106H56ZM58 105L61 107H58ZM64 105H65V107H64ZM75 105V106H74ZM95 105V106H94ZM100 105V106H99ZM102 105V106H101ZM14 106V108H12ZM32 106H34V107H32ZM56 106V107H55ZM70 106V107H69ZM84 106V107H83ZM90 106V107H89ZM104 106V107H103ZM22 107H25V109H23ZM30 107V108H29ZM48 107V108H47ZM52 107V108H51ZM55 107V108H54ZM62 107H63V109H62ZM69 107V108H68ZM78 107V108H77ZM103 107V108H102ZM3 110H5V112H1V111H3ZM7 109V111H6V109ZM20 108V109H19ZM54 108V109H53ZM73 108V109H72ZM88 108H90V109H88ZM13 109V110H12ZM17 109V110H16ZM26 112H24L23 110ZM30 109V110H29ZM37 109V110H36ZM43 109V110H42ZM45 109H47V110H45ZM62 109V110H61ZM65 109V110H64ZM68 109V110H67ZM80 109V110H79ZM88 109V110H87ZM104 111H103V110ZM12 110V111H11ZM34 110V111H33ZM55 110V111H54ZM14 111V112H13ZM16 111H19L18 113H16ZM43 111V112H42ZM103 111V112H102ZM8 112H10V113H8ZM22 112V113H21ZM42 112V113H41ZM46 112H47V114H46ZM51 112V113H50ZM55 112H56V114H58V115H56L55 114ZM62 112V113H61ZM72 112V113H71ZM11 113H14V114H11ZM25 113V114H24ZM50 113V115H48ZM65 113H68V116L70 117H68L67 116V114H65ZM74 113V114H73ZM87 113L86 112H84V114L85 115H87ZM102 113V114H101ZM4 114H5V116H4ZM10 114V115H9ZM20 114V115H19ZM62 114V115H61ZM65 114V115H64ZM76 114V115H75ZM51 115H55L54 117H56V119L54 118V117H51ZM100 117H99V116ZM9 116L11 117V119L9 118ZM20 116V117H19ZM47 116V117H46ZM63 116V117H62ZM92 116V117H93ZM8 117V118H7ZM17 117L19 118L18 120H17ZM24 117V118H23ZM51 117V118H50ZM57 117H59V118H57ZM98 117V118H97ZM22 118V119H21ZM27 120H26V119ZM44 118V119H43ZM50 118V119H49ZM71 118V119H72ZM100 118V119H99ZM25 119V120H24ZM48 119V120H47ZM66 121H65V120ZM70 119V120H71ZM1 120H2V122H1ZM9 120V121H8ZM16 120H17V122H16ZM56 120H58V121H56ZM68 120V121H67ZM11 121H13V123H11ZM15 121V122H14ZM27 121V122H26ZM60 121V122H59ZM62 121V122H61ZM8 122V123H7ZM24 122V123H23ZM15 123V124H14ZM59 123V124H58ZM109 124L108 122H105V124ZM13 124V125H12ZM17 124V125H16ZM23 124H25V125H23ZM6 125V126H5ZM7 126L9 127L7 130H8V133L6 132L7 130H6V128H7ZM12 126H14L13 127V129H12ZM23 126V127H22ZM11 127V128H10ZM25 127V128H24ZM28 127V128H27ZM19 128V129H18ZM21 128V129H20ZM26 128L27 129H29V130H26ZM9 130H10V132H9ZM16 130V131H15ZM18 131V132H17ZM27 131V132H26ZM6 132V133H5ZM16 132V133H15ZM11 133H14L16 136H17V139H16V141L15 140H12V138L10 137L11 135ZM19 135H18V134ZM222 133L223 132H220L219 130H216L214 133H212V138L213 139H210V147H212L213 149L214 148H216V151H222L224 148V146L223 145H221L217 140H218V136H222ZM8 134V135H7ZM18 136H19V138H18ZM6 137L8 138V139H6ZM45 139V140H44ZM5 140V141H4ZM10 140V141H9ZM20 140V141H19ZM26 140H28V141H26ZM42 140V141H41ZM44 140V141H43ZM255 140V141H254ZM259 142H258V141ZM4 141V142H3ZM26 141V142H25ZM257 141V142H256ZM7 142H9L8 144H7ZM22 142H25L24 144H22ZM45 142V144H43ZM48 144H47V143ZM252 142H255V145H258L259 146V144H262V141L260 140V139H258V138H256V137H254V139H253V141ZM2 143V144H1ZM14 143V144H13ZM258 143V144H257ZM43 146H42V145ZM47 144V145H46ZM254 144V143H253ZM4 145H6V148H7V146H8V148L7 149H5V146ZM16 145V146H15ZM4 148H3V147ZM10 146V147H9ZM15 146V147H14ZM23 146V147H22ZM27 146V147H26ZM36 146V147H35ZM38 146V147H37ZM42 146L43 147V149H42V147L40 148V147ZM45 146V147H44ZM52 147V149H51V147ZM1 147L3 148V150L1 149ZM19 147H20V149H19ZM48 147V149H46ZM14 148H16V151H15V149ZM18 148V149H17ZM22 148V149H21ZM25 148V149H24ZM29 148V149H28ZM221 148V149H220ZM27 149V150H26ZM33 149V150H32ZM39 149V150H38ZM218 149V150H217ZM24 150V151H23ZM31 150H32V152H31ZM38 150V151H37ZM47 150H49V152L47 153L46 151ZM52 150V151H51ZM2 151V152H1ZM13 151V152H12ZM27 153H26V152ZM34 151V152H33ZM39 151H41V152H39ZM22 152V153H21ZM39 152V153H38ZM46 154H45V153ZM4 153V154H3ZM9 153V154H8ZM11 153V154H10ZM13 153H15V155H14V157H13ZM17 153V154H16ZM32 153H33V156H32ZM36 153V154H35ZM42 153H44L45 154V156L43 155V157L41 156V154ZM5 154H6V156H5ZM20 154V155H19ZM23 154H24V156H23ZM26 154V155H25ZM50 154V155H49ZM9 155V156H8ZM11 155V156H10ZM28 155V156H27ZM33 157H31V156ZM34 155H35V157H34ZM46 155H48L47 156V158H46ZM52 155V156H51ZM30 156V157H29ZM39 156V157H38ZM50 156H51V158H50ZM13 157V158H12ZM17 157V158H16ZM19 157V158H18ZM21 157V158H20ZM23 157V158H22ZM42 157V158H41ZM12 159L13 161H14V165L16 164L15 162L17 161L18 163H20V167H19V170H17L16 171V169H12V168H4V170L2 169L3 167H2V162H3V160H5V159ZM19 159V160H18ZM26 159H27V161H26ZM31 159L34 161H31ZM38 159V160H37ZM1 160H2V162H1ZM16 160V161H15ZM25 160V161H24ZM41 160V161H40ZM47 160V161H46ZM48 160H50L49 162H48ZM37 161V162H36ZM119 161V160H118ZM118 161L117 162H115L114 161V163H112V164H114L113 165V167L114 166H116V165H118ZM29 162H31V163H29ZM53 162V163H52ZM28 163V164H27ZM34 163V164H33ZM36 163V164H35ZM59 163H61V164H59ZM25 164V165H24ZM30 164V165H29ZM43 164V165H42ZM46 164V165H45ZM50 164H52V166H54V165H56V166H54V168L52 167V168H50L51 167V165ZM23 165L26 167V166H28V168H25L24 169V167H23ZM33 165V166H32ZM49 165V166H48ZM32 166V167H31ZM36 166V167H35ZM29 167H31V168H29ZM34 167V168H33ZM40 167V168H39ZM43 167H48V169L50 168V170L51 171H54V173L53 174H55L56 173V178L54 177L55 175H50V177H52V178H49V177H47V176H45L42 172H40L39 170L40 169H42ZM112 167V168H113ZM117 167V166H116ZM116 167L114 168V171H115V169H116ZM20 169H21V174H20ZM23 169V170H22ZM27 169H30V170H27ZM53 169V170H52ZM58 169V170H57ZM6 170V171H5ZM18 173V177H17V173L15 172V171ZM26 171V173H25V171ZM37 170H38V172H37ZM63 171V172H62ZM11 172V173H10ZM30 172H32V175H28ZM3 173V174H2ZM6 173V174H5ZM22 173H24V174H22ZM40 174V176L38 177V175ZM58 173H60L61 175H59ZM64 173V174H63ZM15 174V175H14ZM63 174V175H62ZM107 174V173H106ZM105 174V175H106ZM9 175H11V176H9ZM21 177H20V176ZM57 175H59V176H61V178L58 176L57 177ZM104 175V176H105ZM2 176V177H1ZM16 176V177H15ZM32 176V177H31ZM44 176V177H43ZM64 176H67L66 178H64ZM7 177H8V179H7ZM31 177V178H30ZM34 177V178H33ZM42 177L44 178V179H42ZM63 177V178H62ZM16 178V179H15ZM25 178H26V180H25ZM54 178V179H53ZM57 178H60V179H62L61 181H58L57 180ZM73 178H75V179H73ZM162 178H163V180L164 181H166V182H163V180H162ZM38 179V180H37ZM63 179L65 180V181H63ZM168 179H169V181H168ZM7 180V181H6ZM22 180V181H21ZM32 180V181H31ZM45 180V181H44ZM56 180V181H55ZM4 181V182H3ZM15 181H17V183L15 182ZM23 181H25L24 183H23ZM50 181V182H49ZM51 181H55V183H53V182H51ZM7 182V183H6ZM16 184H15V183ZM21 182H22V185H21ZM30 182V183H29ZM37 182V183H36ZM44 182V183H43ZM59 184H58V183ZM65 182V183H64ZM6 183V184H5ZM50 183H52L53 185H55V186H51V184ZM57 183V184H56ZM169 183V184H168ZM10 184V185H9ZM42 184V185H41ZM43 184H44V186H43ZM46 184V185H45ZM64 184V185H63ZM220 183L219 182H217V181H213L211 184H207L208 186H206V187H209L210 185H212V186H220L219 185ZM3 185V186H2ZM21 185V186H20ZM41 187H40V186ZM58 185V186H57ZM6 186V187H5ZM20 186V187H19ZM38 186V187H37ZM42 186H43V188H45V190L42 188ZM46 186V187H45ZM59 186H60V188H59ZM172 186V187H171ZM4 187V188H3ZM12 187V188H11ZM21 187H23V188H21ZM36 187V188H35ZM51 187V188H53V189H49V188ZM54 187H56V188H54ZM3 188V189H2ZM8 188V189H7ZM16 188V189H15ZM26 188H28V190L26 189ZM31 188V189H30ZM37 188H38V190H37ZM39 188H40V190H39ZM58 188V189H57ZM6 189L8 190V191H6ZM34 191H33V190ZM173 189H174V191H173ZM5 190V191H4ZM18 190V191H17ZM15 191V192H14ZM29 191V192H28ZM40 191V192H39ZM53 191H55V192H53ZM58 191V192H57ZM6 192H8V193H6ZM36 192V193H35ZM43 193V195H42V193ZM47 192H48V194H47ZM51 192V193H50ZM63 192V193H62ZM253 192H255V194L253 193ZM14 193V194H13ZM18 193H19V195H18ZM58 195H57V194ZM189 193V194H188ZM246 193H248L247 194V196L249 197H255L256 195H257V191L255 190V189H252V190H249L248 192H246ZM9 195V199L7 198L8 197V195ZM21 194V195H20ZM24 194V195H23ZM38 194H39V196H38ZM47 194V195H46ZM53 194V195H52ZM65 195L64 197H63V195ZM74 194H75V196H74ZM51 195V196H50ZM69 195V196H68ZM6 196V197H5ZM13 196V197H12ZM29 196V197H28ZM42 196H43V199H42ZM55 196V197H54ZM60 196H61V198H60ZM19 197V198H18ZM23 197V198H22ZM26 197H28V198H26ZM40 197V198H39ZM74 197V198H73ZM200 197V198H199ZM12 198V199H11ZM15 198V199H14ZM16 198H17V200H16ZM23 200H22V199ZM31 198V199H30ZM57 198H59L60 200H63V201H60L59 199H57ZM68 200H67V199ZM8 199V200H7ZM40 199V200H39ZM66 199V200H65ZM72 199V200H71ZM141 199V200H140ZM10 200H13L14 201V204H11V205H9L8 206V204H9V201ZM25 200V201H24ZM36 200H38V201H36ZM46 202H45V201ZM57 200V201H56ZM69 200H71V201H69ZM75 200V201H74ZM8 201V202H7ZM27 201V202H26ZM40 201H42V202H40ZM51 201H53V202H51ZM59 201H60V203H59ZM74 201V202H73ZM5 202H7V204L5 203ZM30 202V203H29ZM38 203V205L39 206H41V207H39L38 206V209H36V208H34V209H32V206H35V203ZM55 202V203H54ZM68 202H70L69 204H67ZM78 202V203H77ZM23 203V204H22ZM31 203H33L32 205H31ZM37 203H36V206L35 207H37ZM45 204V206H46V208H45V206H44V204ZM66 205H65V204ZM73 203H75V208H76V210H75V208L72 206V204ZM2 204H3V207L5 208V206H7L5 209L2 207ZM29 204V205H28ZM56 204H58V205H56ZM16 205H19V207H17ZM55 205H56V207H55ZM61 207H60V206ZM64 205H65V209H64ZM68 205H70V207L68 206ZM44 206V207H43ZM63 206V207H62ZM66 206H68L67 207V209H66ZM78 206V207H77ZM81 206V207H80ZM13 209H12V208ZM19 208V210L17 209V208ZM43 207V208H42ZM58 207V208H57ZM72 207V208H71ZM85 209H84V208ZM2 208V209H1ZM16 208V210L18 211H16V210H14ZM45 208V209H44ZM49 208V209H48ZM81 208H82V210H81ZM4 209V210H3ZM44 209V210H43ZM60 210V211H58V210ZM72 211H71V210ZM80 209V210H79ZM85 211H84V210ZM21 210V211H20ZM45 210H46V212H45ZM52 210H53V213H52ZM63 210V211H62ZM69 210V211H68ZM168 210V211H167ZM200 210H202V211H200ZM12 211V212H11ZM51 211V212H50ZM56 211H57V213H56ZM64 211H65V213H64ZM66 211L67 212H69V213H67L66 214ZM77 211V212H76ZM164 211V212H163ZM166 211V212H165ZM200 211V212H199ZM9 212H10V214H9ZM45 212V213H44ZM72 212V215H73V217L74 218H72V216H71V213ZM82 212H84V213H82ZM86 212V213H85ZM22 213V214H21ZM30 213H32V214H30L31 216H35L36 217V215H37V217L35 218H32L29 214ZM47 213V214H46ZM52 213V214H51ZM75 213V214H74ZM78 213V214H77ZM167 213V214H166ZM4 214V215H3ZM8 214V216H6V218H5V215H7ZM28 214V215H27ZM56 214H57V217H56ZM70 215L69 217H71V220H72V222H71V220H68L67 218H65L66 217V215ZM82 214V215H81ZM90 214V213H89ZM169 214V215H168ZM25 215V216H24ZM51 216V218H50V216ZM13 216V217H12ZM21 216V217H20ZM26 216H29V217H26ZM46 216V217H45ZM49 216V217H48ZM54 216V217H53ZM59 216H61L60 218H59ZM80 216V217H79ZM195 216V217H194ZM10 217V218H9ZM68 217V216H67ZM68 217V218H69ZM30 219V221L28 220V219ZM43 218H45V219H43ZM47 218V219H46ZM60 219V220H57V219ZM79 218V219H78ZM89 219V220H87V219ZM92 218V220H94V221H91L90 219ZM97 218V219H96ZM171 218V219H170ZM36 219V220H35ZM42 219V220H41ZM65 220V219H67V220H65V221H70L72 224H70L71 226H73V227H70V230H67V232H68V236L67 235H65L68 239H65L64 238V240H66V241H63V244L65 243V245H67V246H62L63 244H57V237H58V233H56L57 232V230L56 231H54L53 230V227H54V222L57 220L58 222H61L62 220ZM70 219V218H69ZM78 219V220H77ZM50 220H53V221H51L50 222ZM87 220V221H86ZM101 221L100 223L102 224H100L99 222H97V221ZM155 220V221H154ZM189 220V221H188ZM191 220V221H190ZM196 220V221H197ZM47 221V222H46ZM56 221V222H57ZM81 222V223H79V222ZM88 222L87 224H88V226L89 227H91L92 229L93 228H96V227H98V229L96 228V229H94V231H93V233L92 232H88L87 230H86V224H85V222ZM91 221V222H90ZM96 221V222H95ZM208 221H209V219H208ZM55 222V223H56ZM84 222V223H83ZM46 223V224H45ZM53 225V227L50 225ZM77 223V224H76ZM90 223V224H89ZM94 223H98V224H95L94 225ZM181 223V224H180ZM241 223H243V226H241ZM247 223V224H246ZM50 225V226H48V225ZM61 224V223H60ZM92 224V225H91ZM177 224V225H176ZM179 224V225H178ZM245 224H246V226H245ZM249 224V225H248ZM34 225V226H33ZM57 225H59V224H57ZM107 225V226H106ZM183 225V226H182ZM208 225V226H207ZM248 225V226H247ZM253 225V226H252ZM48 226V227H47ZM56 226V225H55ZM82 226V227H81ZM210 226V227H209ZM52 229H51V228ZM81 228V230H80V228ZM108 227V228H107ZM194 227V228H193ZM219 227V228H218ZM248 227V228H247ZM59 230L58 231H60V229H62V227L60 226V228H59V226L57 227ZM74 228H79V231H80V234H79V237L81 236L82 237V235L85 233V235H84V237H82V239H81V237L79 238V237H72V235H70V233H69V231H71V230H73ZM82 228H85V229H82ZM199 228V229H198ZM242 230H241V229ZM261 228V229H260ZM109 229V230H108ZM185 229H187V230H185ZM246 229H248V230H250V231H248V230H246ZM84 230V231H83ZM100 230H102V231H100ZM161 230V231H160ZM231 230H233V231H231ZM241 230V231H240ZM258 230V231H257ZM50 231V232H49ZM86 231V232H85ZM100 231V232H99ZM230 231V232H229ZM247 231V232H246ZM49 232V233H48ZM88 232V233H87ZM159 232V233H158ZM242 232H244L246 235H245V237L243 238V235H242ZM93 234V235H95V234H97V235H95V236H91V234ZM45 234V235H44ZM67 234V233H66ZM88 234V235H87ZM98 234H99V236H98ZM131 234V233H130ZM130 234H128V236H131ZM206 234V235H205ZM57 235V236H56ZM86 236H88V238L86 237ZM101 236H103L102 238H100ZM197 236V237H196ZM248 236V239H247V242L250 244V245H252V246H249V245H247V247H246V249L243 251V252H245V253H243V252H238V244L241 242V241H243L246 237ZM86 237V238H85ZM93 237V238H92ZM113 237V238H112ZM71 238V239H70ZM131 238V237H130ZM243 238V239H242ZM20 239H21V241H20ZM47 239V240H46ZM79 240V241H77V240ZM242 239V240H241ZM249 239H251L250 241H249ZM23 240V241H22ZM83 242H82V241ZM89 240H91L93 243H95V246H94V244L90 241L89 242ZM100 240V241H99ZM155 240H157L158 242H156ZM30 241V242H29ZM50 241H52V242H50ZM105 241V242H104ZM155 243V244H153V242ZM71 242V243H70ZM78 242V243H77ZM86 242H87V244H86ZM98 242V243H97ZM102 244H101V243ZM21 243V244H20ZM40 243V244H39ZM68 243V244H67ZM74 245H76V246H74ZM78 245H77V244ZM104 243H105V246H103L104 245ZM110 243V244H109ZM114 243V244H113ZM157 243V244H156ZM69 244H70V246H69ZM71 244L73 245L72 247L74 248V250L73 249H70V248H72L71 247ZM81 244V245H80ZM92 244V245H91ZM96 244H98V245H96ZM99 244H100V246H99ZM109 245V247H108V245ZM158 244H159V246H158ZM60 245V246H59ZM82 245H83V247H82ZM86 245H89V247H84V246H86ZM110 245H113V246H110ZM115 245H117V246H115ZM160 245H161V248H159L160 247ZM48 246V247H47ZM90 246H93V247H95V248H93V247H91V248H93V249H91L90 248ZM155 246V247H154ZM249 246V247H248ZM6 247V248H5ZM70 247V248H69ZM78 247H80V248H78ZM103 247H106V249L105 248H103ZM123 247V246H122ZM208 247V248H207ZM251 247V248H250ZM43 248V249H42ZM69 248V249H68ZM78 248V249H77ZM90 248V250H88V249ZM101 248V249H100ZM153 248H154V250H153ZM248 248V249H247ZM250 248V249H249ZM49 249V250H48ZM52 249V250H51ZM66 251H65V250ZM68 249V250H67ZM79 249H80V252H79ZM85 249V250H84ZM156 249V250H155ZM214 249V250H213ZM70 250H71V252L72 253H70ZM95 251V253H97V254H99L100 255V257H99V255H97L98 257H99V260H97L98 259V257L95 255V253L93 252V251ZM145 250H146V252H145ZM163 250V251H162ZM175 250V251H174ZM69 251V253L70 254H68L67 252ZM75 251V252H74ZM88 251V252H87ZM102 251H104L103 253H102ZM115 253H114V252ZM159 251H160V253H159ZM249 251V252H248ZM85 252V253H84ZM110 252V253H109ZM137 252V253H136ZM144 252V253H143ZM156 252V253H155ZM252 252V253H251ZM21 253V254H20ZM23 253V254H22ZM78 253H79V255H78ZM88 254V256H89V258L87 257V254ZM90 253V254H89ZM92 253L94 254L93 255V261L92 262H90L91 260H92V258H91V255H92ZM101 253V254H100ZM106 255H105V254ZM108 253H109V255H108ZM121 253V254H120ZM136 253V254H135ZM146 253V254H145ZM154 253V254H153ZM240 253V254H239ZM247 253H249V254H247ZM103 254V255H102ZM122 255L123 257H125L124 259H122L123 257L122 256H120V255ZM139 254V255H138ZM224 254V255H223ZM38 255V256H37ZM69 255V256H68ZM86 255V257H84ZM112 255V256H111ZM131 255H132V257H131ZM141 255H143V257L141 256ZM145 255H146V257H145ZM149 257H148V256ZM161 256V258H162V256H163V258L160 260V256ZM165 255H167V257L165 256ZM239 255V256H238ZM241 255V256H240ZM16 256V257H15ZM43 256V257H42ZM50 256V257H49ZM57 256V257H56ZM94 256H96L97 257V259H96V257H94ZM104 256V257H103ZM107 256V257H106ZM109 256H110V258H109ZM118 256H120V257H122V258H120V257H118ZM131 257V259L133 258V260H132V262H131V259H129L130 257ZM134 256V257H133ZM136 256H137V259L135 260V258H136ZM139 256H141V258L139 257ZM153 256V257H152ZM177 256V257H176ZM235 256V257H234ZM53 257V258H52ZM82 257H84L83 259H82ZM103 258V260H101L102 258ZM127 257H129V258H127ZM139 257V258H138ZM158 257H159V259H158ZM171 257V258H170ZM225 257V258H224ZM16 258V259H15ZM101 258V259H100ZM107 258V259H106ZM118 258H120V259H118ZM148 258H151V259H148ZM248 258V259H247ZM47 259H50V260H47ZM54 259V260H53ZM57 261H56V260ZM96 259V261L94 262V260ZM110 259V260H109ZM112 259V260H111ZM114 259V260H113ZM141 261V262H139V260ZM176 259V260H175ZM229 259H231V260H229ZM244 259V260H243ZM63 260V261H62ZM109 260V261H108ZM118 260V261H117ZM138 260V261H137ZM145 260V262H146V260H147V262L145 263V262H143ZM149 260V261H148ZM155 260V261H154ZM174 260H175V262H174ZM240 260V261H239ZM242 260V261H241ZM247 260V261H246ZM254 260V261H253ZM27 261V262H26ZM53 261V262H52ZM98 261V262H97ZM128 261H129V263H128ZM137 261V262H136ZM151 261V262H150ZM160 261H162L161 263H159ZM179 261V262H178ZM235 261V262H234ZM250 261H251V263H250ZM35 262V263H34ZM45 262V263H44ZM94 262V263H93ZM122 262L120 263V261H119V263L120 264H122ZM157 262V263H156ZM173 262V263H172ZM240 262H242V263H240ZM258 262V263H257ZM119 263H117V264H119ZM88 264V263H87ZM260 264H264V262H260Z\"/></svg>", "mask_w": 264, "mask_h": 264}]
</instances>
